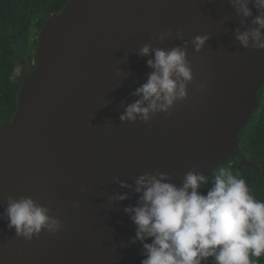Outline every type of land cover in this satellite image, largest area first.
<instances>
[{
  "label": "water",
  "instance_id": "obj_1",
  "mask_svg": "<svg viewBox=\"0 0 264 264\" xmlns=\"http://www.w3.org/2000/svg\"><path fill=\"white\" fill-rule=\"evenodd\" d=\"M249 7L245 18L230 0H69L44 22L17 111L0 126V264H126L141 245L131 242L136 226L124 211L137 204L139 175L159 169L180 186L193 168L210 176L234 158L255 164L239 146L264 87V50L235 39L237 29L255 27ZM197 35L208 39L199 52L187 44L186 99L170 116L122 122L152 71V54L139 49L184 47ZM7 196L49 207L63 228L16 237Z\"/></svg>",
  "mask_w": 264,
  "mask_h": 264
},
{
  "label": "clouds",
  "instance_id": "obj_2",
  "mask_svg": "<svg viewBox=\"0 0 264 264\" xmlns=\"http://www.w3.org/2000/svg\"><path fill=\"white\" fill-rule=\"evenodd\" d=\"M230 2L245 18L252 17L250 3L257 9L251 21L255 27L243 32L237 29L235 39L243 48L264 50V0ZM154 35L163 41L171 30ZM176 36L183 39L180 30ZM207 39L206 35H197L184 47L167 50L143 45L139 55L152 54L146 61L152 71L132 93L139 98L125 107L120 120L148 123L159 113L170 116L174 105L186 99L187 86L193 81L187 44L199 52ZM208 181L209 177L195 168L185 173L180 186L171 183L170 176L159 169L136 178L137 204L124 211L136 226L131 242H142L144 258L140 264H202L209 257L214 264H255L252 257L264 255V200H257L246 180L238 172L234 174L231 167L219 168L207 194H201V186ZM121 187L130 186L121 183ZM115 199H127V194ZM5 200L7 229H14L16 237L31 241L41 231L54 235L63 228L60 218L50 215L49 207L31 197L7 196ZM148 238L151 243H144Z\"/></svg>",
  "mask_w": 264,
  "mask_h": 264
},
{
  "label": "trees",
  "instance_id": "obj_3",
  "mask_svg": "<svg viewBox=\"0 0 264 264\" xmlns=\"http://www.w3.org/2000/svg\"><path fill=\"white\" fill-rule=\"evenodd\" d=\"M69 0H0V126L10 122L18 105V94L25 75L34 67L37 38L44 22L62 10ZM19 71V77L15 75ZM259 106L250 116L239 136V146L252 166H241L240 158L227 161L221 167H231L244 178L257 200H264V87L258 93ZM220 167V168H221ZM219 169V168H218ZM209 181L200 188L206 195ZM144 243H151L148 238ZM142 242L138 255L126 264H140ZM255 264H264V255L252 257ZM202 264H214L209 257Z\"/></svg>",
  "mask_w": 264,
  "mask_h": 264
},
{
  "label": "rangeland",
  "instance_id": "obj_4",
  "mask_svg": "<svg viewBox=\"0 0 264 264\" xmlns=\"http://www.w3.org/2000/svg\"><path fill=\"white\" fill-rule=\"evenodd\" d=\"M19 77V71L16 73L15 78L17 79Z\"/></svg>",
  "mask_w": 264,
  "mask_h": 264
}]
</instances>
